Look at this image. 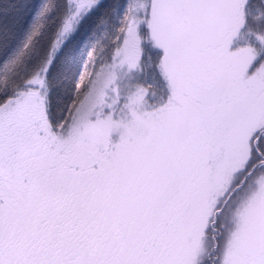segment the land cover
I'll return each mask as SVG.
<instances>
[{
    "label": "snow or ice",
    "instance_id": "1",
    "mask_svg": "<svg viewBox=\"0 0 264 264\" xmlns=\"http://www.w3.org/2000/svg\"><path fill=\"white\" fill-rule=\"evenodd\" d=\"M0 264H264V0H0Z\"/></svg>",
    "mask_w": 264,
    "mask_h": 264
}]
</instances>
